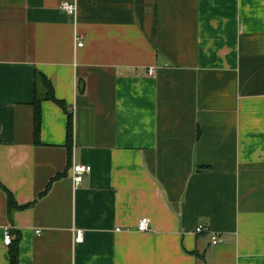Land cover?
<instances>
[{
    "label": "crops",
    "instance_id": "obj_1",
    "mask_svg": "<svg viewBox=\"0 0 264 264\" xmlns=\"http://www.w3.org/2000/svg\"><path fill=\"white\" fill-rule=\"evenodd\" d=\"M0 181V264H264V0H0Z\"/></svg>",
    "mask_w": 264,
    "mask_h": 264
},
{
    "label": "trees",
    "instance_id": "obj_2",
    "mask_svg": "<svg viewBox=\"0 0 264 264\" xmlns=\"http://www.w3.org/2000/svg\"><path fill=\"white\" fill-rule=\"evenodd\" d=\"M41 85L45 88L44 97L39 96L38 93V86ZM45 99H50L57 102L60 106L67 109L66 103L62 100H59L54 92V87L52 82L40 71H36L35 76V100L33 102L34 105V118H35V136L37 142H39V135H40V125H41V103ZM73 137H74V118L73 113L68 112V123H67V147L69 153L71 155L72 147H73ZM65 173H59L52 180L48 183L46 189L40 194V197L45 195L52 187L53 183L63 176ZM0 188L5 192L7 198V213L8 217L11 221L14 219V214L16 211L24 210L34 205L35 201L29 202L27 204H20L16 199L14 193L0 181ZM13 233V230H12ZM20 235L13 239L11 244H9V257L10 262L9 264H20V249H19V242H20Z\"/></svg>",
    "mask_w": 264,
    "mask_h": 264
},
{
    "label": "built area",
    "instance_id": "obj_3",
    "mask_svg": "<svg viewBox=\"0 0 264 264\" xmlns=\"http://www.w3.org/2000/svg\"><path fill=\"white\" fill-rule=\"evenodd\" d=\"M61 8L65 10L66 12L70 14H76L78 10V4L76 1H63L61 4ZM78 40L80 38H77ZM79 46L83 45V42L79 40ZM155 68L151 67L148 70V73L150 75H153L155 73ZM92 170L91 165L88 164H82V163H74L72 166V174H73V180L75 183V186L80 185L86 174L90 173ZM138 229L142 232H147L151 229V221L150 218L147 216H144L140 219L138 223ZM38 233H40V230H38ZM196 233H211L212 235V242L214 244H217L219 242V234L218 232H213L210 230V228L206 225L200 224L196 228ZM84 240V233L83 230H78L76 234V241H83ZM13 241V234H12V228L10 226L5 228V234H4V242L5 244L9 245Z\"/></svg>",
    "mask_w": 264,
    "mask_h": 264
}]
</instances>
